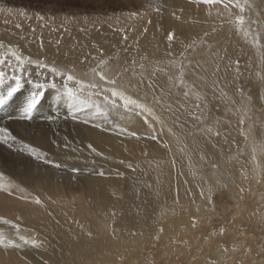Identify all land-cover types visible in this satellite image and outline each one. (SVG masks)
I'll return each mask as SVG.
<instances>
[{
	"label": "bare ground",
	"instance_id": "obj_1",
	"mask_svg": "<svg viewBox=\"0 0 264 264\" xmlns=\"http://www.w3.org/2000/svg\"><path fill=\"white\" fill-rule=\"evenodd\" d=\"M166 1L168 0H165V2ZM252 1L253 0H250V3H253ZM136 2L139 3L140 0H136ZM165 2L164 0H148L147 3L141 0L140 4L142 5L144 3L146 7H150V10H153V14L149 13L146 20L147 31L143 32L142 39L137 43L138 45L136 49L131 53H126L127 55L125 54L129 64L133 63L138 57H146L152 62V71H147L149 72V82L146 80L147 85L143 82V86H141V88L148 93L158 92L159 88L155 87H160L162 90L167 89L166 85L169 78L167 75L168 72L170 70L172 72V70L176 71L178 69L176 66L169 65L168 61L176 60L178 64L179 56L185 51L184 43H189V40H191V38L194 39V36L198 34V24L196 25L193 22H190V24L186 23L183 18H181V21L180 19H175L173 14L179 17L181 13L177 11L174 6H168L169 4L165 5ZM224 6V4L206 6V12H203V14H206L205 17L209 20L207 24L212 25L211 20H213V16H216L218 26L224 27L226 18L223 9L229 10L228 8H230L236 14L239 12V8H235L231 5H228L227 7ZM211 10L215 11V15H212ZM251 13V18L248 20L249 24L251 22L253 25L254 20L258 21L259 16L255 10ZM199 14L197 15L199 16ZM234 16L236 15H233V17ZM195 17L191 15L190 18L193 20ZM247 17L248 16H246V18ZM169 19L173 22H170L171 24L168 26V29H172L171 32L175 34L171 48H169L167 41V34L170 31L168 30V32L165 31V33H163V24L160 23ZM149 21H151V23H149ZM176 26L178 29L175 28ZM246 29L247 26H245L244 30ZM7 32L6 27H1L0 38L5 37V40L11 42V36ZM112 39H115V37L107 40L109 41ZM230 41L231 38L229 42ZM80 43L81 42H79V44ZM79 44H76V46H82ZM41 45L42 44L38 42V46ZM95 45L96 44L93 46ZM109 46L111 47V45ZM23 48L25 51V47ZM36 48L37 46L34 47V49ZM103 49L105 50V48ZM33 50L30 51L31 56H33ZM109 50H111V48ZM231 50V48L226 50L228 54L226 57L220 58L219 54L218 56L209 55L204 61L199 63L200 70L198 75L204 79L206 85L209 83V79L211 80L212 78L208 77V73L209 70L212 69L211 67L214 65L215 61L220 68L213 74V78H220L222 75L230 76V74L233 73L231 69L226 73L222 72L223 68L228 69L233 64L235 52L232 50L233 53ZM169 51L172 53L171 56L168 55ZM62 52H59V54ZM85 52L91 55L89 51ZM139 52L141 55H138ZM83 53L84 52L81 50L78 52V58L81 59L82 62H84V59L81 57ZM74 54L77 53L75 52ZM53 56L54 54L50 53V57ZM67 56L69 57L70 55ZM88 58L90 57L88 56ZM63 61L65 60L63 59ZM90 61L94 62L92 60ZM77 64L80 65L79 62ZM157 69H163V71H157ZM154 71H156L155 76H153ZM154 78L156 80L153 81ZM10 81L14 82L13 79H4L2 81L3 85L0 86V92H4V90L6 91L7 83ZM150 83L152 87H149ZM46 86L47 85H45V88ZM43 88L39 89V92L44 91ZM51 88L52 89L46 88L45 90V101H51L56 108L55 113L51 111L46 118L43 117L42 119L46 120L52 118L53 123L60 128L64 125L63 122H59L57 119L60 118V120H63V118H61L63 112L58 114L59 108H63V111L65 110L69 114L76 113V100L66 95V90L64 89L63 84H54ZM72 88L74 90L76 89V87ZM169 88L170 86L168 89ZM31 90L34 91V89ZM216 92H218V90ZM130 94L133 96L138 95L133 89L130 90ZM79 95H82L81 92ZM84 95H87V93ZM13 97V99H10L5 104L6 106L4 108L0 107V120L4 122L3 124L2 122L0 123V127H7L11 133L16 132V129L25 124L26 120L18 119L17 117L20 112L17 111L15 113L13 108L11 109L8 105L18 104L17 107L16 105L14 106L18 109L21 108L24 102L28 99L22 94ZM23 97L24 99H19ZM92 99L93 101H97L100 98L92 97ZM237 105L239 106V104ZM242 106L246 108L250 105L249 103H245ZM42 107L34 110L31 114V119H33L32 121L34 124L39 120L36 118L34 119V116L38 115L39 112H44ZM245 108L234 115H229V120L225 122L228 130L224 136H212L211 134L204 132L208 137L207 140H211V143L206 146L207 150H215L218 152L222 146H229H227V144L232 140V133H236L235 131L240 125V118L249 117L244 114L247 112ZM177 111L178 110L173 113L169 111L166 115L167 118H180L181 121L179 122L182 123L183 129L186 128L189 123L193 122L191 118L186 116L184 111H179L180 115H178ZM51 113L54 114L52 115ZM101 119L105 118L102 117ZM149 119L153 128H149L141 117L135 115L130 116V114L124 112L121 107L115 112H109L106 126L99 127L100 130L97 127V129L102 132L101 134L94 129L96 127H92L93 129L89 132V129L84 131L85 133L83 134L80 131H75L78 135H74L76 139L73 140V142L71 139H67L66 133L70 136V130L66 133L65 131L58 130L61 134L59 135L58 140L48 136V133L45 130H37L35 138H27V141L21 142V145L19 144L18 146H16L14 142L12 147L6 146L5 151L1 152L3 157L8 156V158L5 160L6 165L4 162H0V176H2V179H0V185H4L5 187L11 186L10 179H12L14 174H19L23 177L28 175L30 179L35 178V180L38 181L35 183L40 184V186L38 189L33 188L23 190L22 195L30 199V201L39 197L44 203L43 208L34 209L33 206H28L27 204L19 202H28L27 200L19 197L15 198L14 196L6 197L0 191L1 216H9L13 219L20 215L23 217V221H12L20 226L19 232L10 225L0 223V232L3 233L4 238L6 240L10 239L21 245L19 249H7L10 251V255L13 256L15 264H118L119 259L122 257H135L138 255L140 258H143V254L148 255L149 252L148 249L145 248H152L153 246H156V250L159 248L158 244L154 243V241L157 242L159 240L158 238H164L166 236L168 231H164L163 229H166L168 225H171L174 228V234H182V238L178 240L180 243H177L174 246L177 245V249L181 250L178 251L184 253L183 258L189 257V247L195 244L194 241H200L201 233L206 232V228L208 227L209 218H205L206 221H203V217L206 216L205 214H207V212L208 214H211V216L218 217L221 212L218 211L221 204H219V207L217 203H215L216 205L211 203L214 207L211 210L206 208L193 211L190 210V208L199 202L200 199H204V195L207 193V188H205L206 185L202 183V185L197 184V180L193 184L188 181L184 172L181 171L182 165L175 169L176 163L174 160L177 161L179 158L176 156L173 144L176 143V145L180 147L181 140H179L177 136H170V134L174 132L169 129V125H166V119H163V121L165 120L163 127H161L160 124L158 125L155 121H151V118ZM248 119L247 121H250ZM187 122L189 123L187 124ZM155 127H161L169 139L171 137V139H173L174 137L177 140L170 142L169 145H171V147H167L163 153L157 152L155 144L152 141H149V139H151L150 135L153 134ZM249 127L247 129V132L248 130L249 132L244 136L249 140L250 146L253 147L251 148L252 153L250 154L248 152L247 155L242 154L244 156L235 160L233 159V161H230V156L225 153L227 156L222 159L224 167L223 172L226 171V181L223 182L221 188H224V185H226L224 190L231 193V197L240 201L241 197L244 196L247 198L246 202H248L250 198H254L253 192L249 191V184L250 186H255L260 182V188H264V157L260 154L262 151L260 152L259 149L255 150V147L258 148L256 146L257 144L262 145L263 136L259 135V128L253 127L254 129L251 131L252 137L250 132L252 126ZM24 128L25 130L27 129L26 125ZM261 132L262 130L260 131V134ZM131 133H136L137 135L133 136ZM86 134H89V136ZM110 134L116 136L120 135V138L108 136ZM63 137H65V139H63ZM245 138H242V142H246V140H244ZM8 144L11 145L12 141ZM24 144H28L31 147L38 149L42 155L46 154L47 160L54 161L56 164H59L60 167L57 168L51 164L43 162L42 160L34 159L27 150L23 149L22 146ZM89 144L96 149V152L101 153V155H96L94 152L90 151L88 148ZM250 146H248V148H250ZM10 154L18 155L19 159H16L14 155L10 156ZM1 159L2 158H0V161H2ZM73 169H78V171L73 172ZM101 172H103L104 175H100ZM131 172H135V174L132 176ZM120 173L123 174L122 177L119 175ZM75 176H77L78 180L80 179L83 181L82 187H79L78 185L76 186L74 182L72 187H70V180ZM14 187L16 186H11V191L14 190ZM214 189H217V187L215 186ZM208 191L210 190L208 189ZM211 193H214V191ZM222 206H224V203H222ZM258 215L264 216V212L258 213ZM10 218L7 220L10 221ZM236 218L238 219V222L248 224L250 227H255L257 224L258 226L263 224L260 217L257 218L256 212ZM193 222H195V227H193ZM196 226L202 227L203 229L195 231L197 235H193L192 240H187L190 237V234L196 230ZM169 231H171V229H169ZM90 232L91 235L87 236ZM21 237L27 239L30 243L24 244L23 240L20 239ZM209 237L210 236H207V241ZM32 240L37 242L36 247L31 245ZM249 240L251 241L252 239ZM204 241H206V237L204 238ZM174 246L172 245L171 247ZM3 249V247H0V250L3 251ZM38 251L40 252L38 253ZM176 251L177 250L174 249L173 257H177L181 254L176 255ZM244 252L245 249L240 247V253H234L235 259L241 260L244 256ZM130 257L124 259L122 262H127L128 264L134 263L136 258L130 259ZM148 258L149 257L147 256V259ZM0 264L13 263L3 262L1 260Z\"/></svg>",
	"mask_w": 264,
	"mask_h": 264
},
{
	"label": "rangeland",
	"instance_id": "obj_2",
	"mask_svg": "<svg viewBox=\"0 0 264 264\" xmlns=\"http://www.w3.org/2000/svg\"><path fill=\"white\" fill-rule=\"evenodd\" d=\"M143 2L148 3V0H143ZM166 2L164 3L165 5L169 4L168 6H174L176 10L181 13L179 15L180 21L181 18H183L186 23L190 24V22H193L194 24L199 25H197L198 34L194 36V39L191 38L189 43H184V56H179L178 59L179 62L183 61V63L187 65L184 69V80L189 87L185 88L183 85L176 87V78L179 76V69L176 71L172 70V72L170 70L167 75L168 77H172V80L168 78L166 85L167 89L164 86L162 87L166 90H162L160 87H155L159 88L158 92L148 93L145 92L146 90H143L141 86H143V82L145 84L147 83L146 80L149 78V72L147 71H152V62H150L148 58L146 60L144 59L145 57H138L135 59V65H133V63H128L125 56L126 53H131L136 49L138 45L137 43L142 39L143 32L147 27L146 20L149 13L153 14V10H150V7H146L144 3L142 5L140 4L141 0L139 3L136 2V0H0V28L3 26L6 27L8 31L7 33L11 36V42L5 40V37L0 38V43L5 45V48H0V56H3L7 46H12L22 55L30 57L32 61V63H26L24 67L20 69L16 67L14 58L8 57L5 63L0 64V71L5 73V79H11L13 76H19L21 78V88L14 96L22 94L24 97L29 98L33 92L39 91L36 87L37 84L44 86V88L42 87L44 91H41L44 94L36 106V109L43 106L42 108L44 112H39L38 115L34 116V119H39L36 124L32 121L33 119H30L28 121L26 120L25 124L20 126L18 129L15 128V134L12 133V135L16 137L14 143L18 146L19 144L21 145V142L27 141L31 137L35 138L37 130H45L48 133V136L55 138L56 140H58L59 135H61L58 130L63 132L65 131V133L70 130V136L66 133L67 139L69 138L73 141L76 139L75 136L77 133H75V131H80L83 134L85 133L84 131L89 129V132L94 128L92 124H98L101 127L106 126L107 119H101L102 117L93 118L88 110H85L86 113L84 111H75L76 113L69 114L65 110L63 111V108H59L60 113L58 112V114L63 112L61 114V118H63V120H60V118L57 119L59 122H63L64 126L60 127L63 129H60L55 123H53L52 118H48L46 120L42 119L43 117L46 118L51 111L55 113L56 109L50 100L45 101L46 88L52 89L51 87L54 84H64V80L63 77L54 76L47 70V68H41L38 66L39 62H43L49 67H56L58 70L65 71V75L67 74L66 70L71 69L78 78L86 82L92 81L93 74L91 69L95 67L98 60L101 59L99 53L103 52L104 55L102 58L108 61V64L105 67L112 71H122L127 67L128 71L123 73L124 80L122 82L126 85L129 83L131 85H139V88H131L138 94L134 97H145L146 102L154 108L157 115L161 116L162 119H166V125H169V129L174 132L171 133L170 136H177L179 140H181L180 147H178L176 143L173 144V149L176 156L179 158L177 161L174 160L176 163L175 169L182 165L181 171L184 172L188 181L193 184L197 180V184L206 185L205 188H207V196L204 195L205 200L200 199L199 202L190 208V210H200L202 208L211 210L214 208L211 203H217L219 207V204H221L220 209H218V211H221L218 217L213 215L211 216L208 212L205 214L206 216L203 217V221H206L205 218H209L208 227L206 228V232L201 233L200 241L198 240V243L194 241L195 244L189 247L188 254L190 255L188 258H183L184 253L179 252L181 250L177 249V245L174 246L175 244L180 243L178 240L182 238V234H174V228L171 225H168L166 229H163L164 231H168L166 236L164 238H158L159 240L157 242L154 241V243L158 244L159 248L157 250L155 249L156 246H153L152 248H145L148 249L149 252L148 255L143 254V258H140L138 255L135 257H122L119 259L118 264L123 263L122 261L129 257L130 259L136 258L135 262L132 264H264V216L258 215V213L264 212V188H260V182L255 186H250L249 184V191L253 192L254 198H250L248 202H246L247 198L244 196L241 197V202L231 197V193L224 190L226 185H224V188H221L223 182L226 181V171L223 172L224 167L222 159L228 155L230 156L229 160L233 161V159L235 160L244 156L242 154L247 155L248 152L250 154L252 153L251 148L253 147L250 146L249 140L245 138L246 136H244L249 132V130L247 132L249 126H252L250 132L254 129L253 127H257L259 128V135L263 136L262 145L257 144L256 146L258 148L255 147V150L259 149L260 152L262 151L260 154L264 157V0H253V3H250V0H246V2L245 0H241V3L245 6L243 13H241L240 10L236 14L230 8H228L229 10L223 9L226 18L224 27L218 26L216 16H213V20L216 22L211 20L212 25L207 24L209 20L205 17L206 14H203V12H206L207 5L197 4L194 0H168ZM230 5L231 4H229V6ZM9 9H11V11H8ZM254 10L258 13L257 15L259 17L258 21L254 20V24L252 25L251 22L249 24L248 19L251 18V12H254ZM132 11L143 13V16H138L136 19H130L126 13ZM21 12H23V15H21ZM38 14L44 17V19L38 20ZM190 14L194 17H201H195L196 19L194 18L192 20L190 18ZM197 14H199V16ZM212 15H215V11H212ZM233 15L236 16L233 17ZM238 16L244 17L245 24L240 26L242 28L241 31H237V25L235 23ZM246 16L248 17L246 18ZM170 22L172 23L173 21L169 19L167 21L160 22L163 24V33H165V31L168 32V30L171 32L172 29H168V26L171 24ZM17 25H19V27H17ZM245 26H247L246 30H244ZM175 28H177V26ZM121 29L124 31L121 32ZM213 29H215V31H213ZM244 31L249 32L247 37H245ZM205 33L208 35H205ZM125 34L128 36L127 40H124L123 38ZM112 37H115V39L109 41L107 40ZM256 37H259V46H256L254 43V39ZM230 38L231 41L229 42ZM38 42L42 45L38 46ZM74 42H77L76 44L81 42L79 45L82 46L77 47ZM94 44L96 45L93 46ZM189 44H192L193 47L188 48L187 45ZM109 45H111V47ZM33 46H37V50L34 49ZM23 47H25V51L23 50ZM109 47L111 50H109ZM103 48H105V50ZM229 48L235 52L233 64L228 69L223 68L222 72L226 73L229 69H231L233 71V75H222L220 78H213V74L220 68L215 61L214 65L211 67L212 69H210L208 73V77L212 78L211 80L209 79V83L206 85V83H204V79L198 75L200 70L199 63L204 61V59L209 55L218 56L219 54L220 58L226 57L228 56L226 50H229ZM31 50H33V56L30 55ZM74 50L77 54H74ZM77 50L78 52L80 50L84 52L81 56L82 59H84V62L78 58L79 55ZM232 50L231 52H233ZM56 51L58 52V57ZM85 51H89L91 55ZM59 52H62L60 53L61 55ZM50 53H53L55 57H50ZM139 54L141 55L140 52L138 55ZM67 55L70 56L68 57ZM88 56L90 58H88ZM93 57L96 60H94ZM63 59L65 61H63ZM90 60L94 62H91ZM78 62L81 66L77 64ZM141 64L144 65L143 68L140 67ZM141 76H143L142 83ZM154 80L156 79L154 78L153 81ZM96 82L102 83L99 82L98 78H96ZM13 84L14 82L10 81L7 83V87L12 86ZM2 85L3 83L0 82V86ZM45 85H47L46 88ZM168 85L170 86L169 89ZM69 86L76 87L74 84H70ZM30 88L34 89V91ZM216 89L218 92H216ZM186 90L190 93L187 98L183 95ZM87 91L88 90H84L81 92L82 98L87 99V95H84ZM24 97L19 99H24ZM13 98L14 97L11 99ZM154 98L159 99L160 103H155ZM245 103H249L250 106L246 108L243 107L242 105ZM197 104L200 105L199 108L195 107ZM237 104H239V106ZM15 105L17 107L18 104ZM15 105L8 106L11 109L13 108L15 113L17 111L21 112L19 111L21 108L16 109L14 107ZM169 105H171V110H169ZM5 106L6 105L1 108H4ZM236 106L238 108H245L247 112L244 114L248 115L249 119L240 118V125L235 131L236 133H232V140L227 144V146L229 145L230 147L222 146L218 152L215 150H207L206 146L211 143V140H207L208 137L206 136V133H204V129L211 127L213 130L211 133L212 136H224L228 130L225 122L229 120V115H234L235 113L243 110V108H239V110ZM176 110H178V115H180L179 111H184L186 116L192 119L193 122H187V124L189 123V125L186 126V128L188 127L187 129L182 128V123L179 122L181 121L180 118H167L166 115L169 111L173 113ZM193 112L197 115H202V120H193V117L190 114ZM54 113L51 114L53 115ZM247 119L250 121H247ZM85 120H90L91 123H84ZM241 120L244 121V124L241 123ZM1 122L2 120H0V123ZM3 123L4 122H2V124ZM25 125L27 127L26 130L24 128ZM100 128L98 127L99 130ZM94 129H96L98 133H102L97 129V127ZM261 130L262 132L260 134ZM216 132H219V135H215L214 133ZM153 134H155L157 138L155 140L149 139V141H152L155 144L157 147L156 151L159 153H163L167 147H171V145H169L170 142L173 140L177 141L174 137L173 139H171L172 137L169 139L161 127H155ZM86 135L89 136V134ZM152 135H150V137ZM108 136L120 138V135L116 136L114 134H110ZM243 137L246 142H242ZM63 139H65V137H63ZM12 145L13 142L11 145L0 143V158H2V161L0 162L5 163V160L8 158V156L3 157L1 152L5 151L6 146L12 147ZM165 145H167V147H165ZM248 146H250V148H248ZM11 155H14L16 159H19L18 155L10 154V156ZM23 174L25 175L24 172ZM133 174H135V172H131L132 176ZM36 181L37 180H35V178L30 179L28 175L23 177L22 175L14 174L12 179H10V185L16 187L13 188L14 190H12V192L14 194L11 196H14L15 198L24 197L21 189H38L40 184H36ZM73 182L76 186H83V181L80 179L78 180L77 176L72 177L70 180V187H72ZM215 186L217 189H214ZM208 189L210 191H208ZM212 191H214V193H211ZM1 192L4 196H9L5 191ZM209 196H211V203H208ZM25 200L28 202H19L27 204L28 206H33L34 209L41 208L32 203L30 205V199L26 198ZM222 203H224V206H222ZM253 212H256L257 218L260 217V220L263 222L262 225H259L260 227L258 224L255 227H250L248 224L238 222L236 217L247 216ZM0 217L6 219L10 218L9 216H1V214ZM17 217H19V219L10 218V221H23V217L21 215ZM169 229H171V231H169ZM199 229L203 228L196 226V230L190 234V237L187 240H192V236L196 234L195 231H198ZM90 235L91 232L87 236ZM207 236H210L208 241ZM205 237L206 241H204ZM249 239L252 240L250 241ZM172 245L174 247H171ZM240 247L245 249L244 256L241 260L235 259L234 256V253H240ZM174 249L177 250L175 252L176 255L181 254L177 257H173ZM39 252L40 251H38V253ZM147 256L149 257L148 259ZM1 260L3 262H12L15 264L13 256L10 255L9 250H0V261ZM123 264L128 263L124 262Z\"/></svg>",
	"mask_w": 264,
	"mask_h": 264
},
{
	"label": "snow or ice",
	"instance_id": "obj_3",
	"mask_svg": "<svg viewBox=\"0 0 264 264\" xmlns=\"http://www.w3.org/2000/svg\"><path fill=\"white\" fill-rule=\"evenodd\" d=\"M197 4H204V5H215V4H224L225 7H227L229 4H231L235 8H239L240 12L243 13L245 10L244 4L241 3V0H194ZM246 2V0H245ZM159 10V9H157ZM8 11H11L9 9ZM21 15H23V12H21ZM126 15L130 19H136L138 16H143V13L139 12H128ZM175 19H179L178 16H175ZM38 20H43L44 17L37 15ZM111 19V18H109ZM151 23V21H149ZM237 25V31H241L242 26L244 24V17L238 16L235 21ZM19 27V25H17ZM121 32L124 30L121 29ZM145 32L147 29L144 30ZM215 31V29H213ZM205 35H208L205 33ZM245 37L249 35L248 31H244ZM124 40L128 39L127 34L123 36ZM175 38V34L173 32H169L167 34V41L169 44V48H171L172 42ZM195 43V42H193ZM254 43L256 46H259V37H256L254 39ZM188 48H192L193 45L189 44L187 45ZM0 48H5V45L0 43ZM103 52L100 53L101 59L98 60V63L95 67L91 69V72L93 74V80L92 81H84L80 78H78L73 70L67 69V74L65 75V71L58 70L56 67H49L48 65L44 64L43 62H39L38 66L41 68H47L49 72H51L56 77H63L64 84L63 87L66 90V95L70 98H73L76 100V111H90V114L93 118L97 117H103L105 119L108 118L109 112H115L116 110L123 108L124 112L129 113L131 115L139 116L143 119L144 123L148 125L149 128H153L151 121H155L157 124H160L161 127L164 125V121L161 118V116L157 115L154 108L146 102L145 97H134L132 94H130V90L132 87L139 88V85H131L125 84L122 81L124 80L123 73H126L128 71V68H124L122 71H112L105 66L108 64V61L103 59ZM169 56L172 55L171 51L168 53ZM181 56H184V53H181ZM8 57L14 58L16 62V67L22 69L26 63H32L30 57L22 55L16 48L12 46H7L6 51L4 52L3 56H0V64H3L6 62ZM95 59V58H94ZM144 59H147L146 57ZM135 60L133 61V65H135ZM169 65L176 66L179 69V76L176 78L177 83L176 87H180L183 85L185 88H188L189 86L184 80V69L187 67L183 63V61H180L179 64H177L176 60H170L168 61ZM141 68L144 67L143 64L140 65ZM157 71H163V69H157ZM156 71L153 72V76H155ZM5 73L0 71V82H2L5 79ZM96 78H98L99 82H96ZM13 79L14 84L12 86L7 87L6 91L0 92V107L4 106L16 93L19 92L21 88V78L19 76H13L11 77ZM170 80H172V77H169ZM143 81V76H141V83ZM70 84H74L76 86V89L74 90L72 87H70ZM37 89H40L44 87L43 85L37 84ZM149 87H152L151 83L149 84ZM84 90L87 91V99L82 98L79 93L83 92ZM43 92H33L29 98L24 102V104L21 107L20 115L17 117L20 120H30L32 118L31 114L36 109L37 104L40 102L41 97L43 96ZM189 91H185L183 93L184 97H189ZM92 97H99L100 99L97 101H93ZM154 102L159 104L160 100L154 98ZM196 108H199L200 105H195ZM169 110H171V105H169ZM194 120H202V115H197L196 113H190ZM84 123H91L90 120H85ZM241 123H243V120H241ZM93 127H101L98 124H92ZM103 130V129H102ZM205 132L211 134L212 128L208 127L204 129ZM215 135H219V132L214 133ZM131 135L136 136V133H131ZM157 137L155 134L151 136V139L155 140ZM16 140V137L12 135L11 131L7 127H0V143L8 144L10 141L14 142ZM24 150H27L29 154L36 160H42L45 163L51 164L54 167H60L59 164H56L54 161L47 160L46 154L42 155L41 152L31 147L28 144H24L23 146ZM167 147V145H165ZM88 148L90 151L94 152L96 155H101V153L96 152V149L92 147L91 144L88 145ZM131 167V166H129ZM78 169H73V172H77ZM100 175H104L103 172L100 173ZM121 177L123 176L122 173L119 174ZM0 179H2V176H0ZM0 191H5L9 196L13 195L14 193L11 191V186L5 187L4 185H0ZM23 191V189H21ZM22 199H26L25 197H19ZM30 203L37 205L41 208L44 207V203L41 201L39 197H36L30 201ZM209 203H211V197H209ZM19 219V217H17ZM0 223L4 225H10L12 228L16 229L17 232H19V225L13 223L12 221H9L7 219H4L0 217ZM193 227H195V222H193ZM20 239L23 240L24 244L30 243L27 239H24L21 237ZM31 245L33 247L37 246V242L35 240L31 241ZM0 247H3L5 250L12 248V249H19L21 247L20 244L15 243L12 240H6L4 238V235L2 232H0Z\"/></svg>",
	"mask_w": 264,
	"mask_h": 264
}]
</instances>
